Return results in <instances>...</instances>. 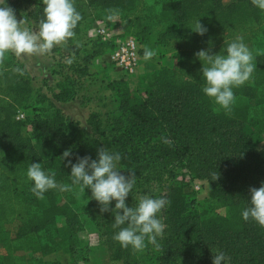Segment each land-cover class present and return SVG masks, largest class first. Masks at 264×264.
Masks as SVG:
<instances>
[{
    "label": "trees",
    "instance_id": "16d2710c",
    "mask_svg": "<svg viewBox=\"0 0 264 264\" xmlns=\"http://www.w3.org/2000/svg\"><path fill=\"white\" fill-rule=\"evenodd\" d=\"M21 1L7 0V5L17 13ZM73 2L82 17L75 33L88 20L107 23L105 14H119L127 24L143 27L136 38L143 57L153 42L174 65L145 74L135 89L126 80L133 76L118 72L121 78L109 84L111 95L100 96V111L91 113L83 127L56 106L76 98L74 82L49 98L33 87L24 63L0 64V264H62L45 261L57 251L77 260L86 226L104 237L111 258L124 264H213L220 252L226 257L222 264H264V228L242 217L250 206V189L264 183V148H259L264 140V11L251 0L228 5L223 0ZM44 7L39 0L28 14L37 26L45 19ZM198 20L208 29L203 36L189 28ZM236 37L253 49L256 69L249 83L233 90V111L226 114L203 93L202 62L195 53L210 47L219 53ZM103 43L112 53L115 44ZM79 73L88 76L89 70L81 67ZM19 111L26 113L25 120L16 119ZM30 111L32 131L26 132ZM99 147L120 153V169L135 172L129 207L145 195L169 202L159 214L165 224L159 248H123L113 239L119 231L112 227L113 214L100 213L90 189L72 186L63 153L70 149L75 163L77 156L95 159ZM33 162L54 171L57 183L73 190H49L38 199L27 177ZM181 171L207 179L209 198L198 202L184 193Z\"/></svg>",
    "mask_w": 264,
    "mask_h": 264
},
{
    "label": "clouds",
    "instance_id": "9594fccd",
    "mask_svg": "<svg viewBox=\"0 0 264 264\" xmlns=\"http://www.w3.org/2000/svg\"><path fill=\"white\" fill-rule=\"evenodd\" d=\"M252 4L264 11V0H251ZM6 6H0V64H3L6 54L16 57H32L50 55L54 48L66 46L74 36L75 29L81 21L73 0H43L44 16L38 28L29 29L24 20H17L15 10L7 5V0H0ZM193 32L203 36L208 29L200 20L189 27ZM156 55L155 51L145 47L144 59L150 60ZM202 62L203 93L219 105L226 114H231L235 104L234 89L252 80L256 65L253 63L252 50L243 42L242 37H236L219 53H213L211 47L195 53ZM71 61H69L70 63ZM162 142L169 144L167 138ZM65 166L71 168V184L78 186L80 192L91 190V199L100 205V213H112V227L119 229L113 239L120 245L134 252H142L148 244L159 248L157 238L162 237L165 224L159 214L169 203L166 198L142 196L137 204L129 207L126 203L129 194L136 184L134 171L125 173L119 167L122 159L118 152H109L104 147L97 148V156L76 157L72 162V151L69 149L62 155ZM54 171H45L40 162H33L27 170V177L34 182L31 191L38 199L53 189L71 191L72 186L58 184ZM219 175L213 174V180ZM115 202V207H112ZM250 206L242 211L245 221H255L264 228V183L259 188L250 189ZM225 254L220 252L213 255V264H222Z\"/></svg>",
    "mask_w": 264,
    "mask_h": 264
},
{
    "label": "rangeland",
    "instance_id": "374dc122",
    "mask_svg": "<svg viewBox=\"0 0 264 264\" xmlns=\"http://www.w3.org/2000/svg\"><path fill=\"white\" fill-rule=\"evenodd\" d=\"M39 0H22L21 9L16 13L17 20L28 22L30 27L38 28L35 21L28 16L38 4ZM224 1V0H223ZM233 0H225L230 4ZM224 2V3H225ZM227 4V5H228ZM107 23L120 39L137 38L143 27L127 24L118 14L109 16L105 14ZM94 23L91 20L86 21L80 28L79 33L69 40L66 46H59L53 49L50 55H44L46 67L37 66V71L33 73L28 69L32 76L33 87L42 91L43 94L52 98L53 94L60 92V86L74 82L77 90V96L74 100L66 103L56 102V106L72 121L79 122L81 126L87 127L88 117L91 113L100 111L99 98L102 95H111L110 83L121 78L118 72L110 68L108 58L111 51L108 45H105L94 31ZM28 26V24H25ZM150 50L155 51L156 55L150 60L143 61L138 73L130 78H126L132 89H135L142 76L159 69L165 63L173 66L174 61L164 54L162 48L154 46L153 42L146 45ZM253 51V49L249 48ZM41 58V56H40ZM37 61H41V59ZM22 62L12 53L6 54L5 61ZM69 61H71L69 63ZM36 62V61H35ZM23 63V62H22ZM27 67V66H26ZM87 67L88 76H81L79 69ZM0 66V70H1ZM53 80V81H52ZM30 117L27 121L26 132L32 131L30 125L33 118V112L30 111ZM259 148H264V140L259 144ZM182 181L184 193L190 195L193 199L201 202L210 196V184L204 178H192L186 171H181L178 177ZM84 245L81 249L80 259L75 260L70 254L64 251H57L46 256V262L59 261L62 264H124L122 260H113L105 249L104 237L95 232L92 226L87 227L80 234ZM88 246V251L83 248ZM85 259V260H84Z\"/></svg>",
    "mask_w": 264,
    "mask_h": 264
},
{
    "label": "built area",
    "instance_id": "2783aa9c",
    "mask_svg": "<svg viewBox=\"0 0 264 264\" xmlns=\"http://www.w3.org/2000/svg\"><path fill=\"white\" fill-rule=\"evenodd\" d=\"M95 35L104 42H113L115 49L108 58L109 65L123 76H134L140 70L143 56V46L134 38L120 39L117 38L114 30L110 28L104 20L94 21ZM17 120H25L26 113L19 111Z\"/></svg>",
    "mask_w": 264,
    "mask_h": 264
},
{
    "label": "crops",
    "instance_id": "0c3cea01",
    "mask_svg": "<svg viewBox=\"0 0 264 264\" xmlns=\"http://www.w3.org/2000/svg\"><path fill=\"white\" fill-rule=\"evenodd\" d=\"M224 2H225V0H224ZM225 4L227 5L228 4V2H225ZM25 24H28V26L27 25H25L26 27H28L29 29H34V30H37V29H35V28H32V27H30L29 25V23L28 22H25ZM40 58V56H32V57H20L19 59L27 66V68L33 73V71L34 72H36L37 71V66L40 64L41 65V67H46L45 66V63H44V55L43 56H41V61L39 62V61H37L38 59ZM36 61V62H35ZM53 81V80H52Z\"/></svg>",
    "mask_w": 264,
    "mask_h": 264
}]
</instances>
